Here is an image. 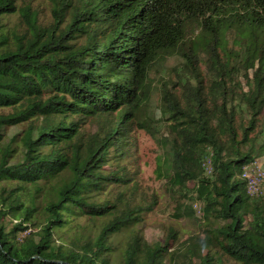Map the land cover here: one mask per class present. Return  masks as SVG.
<instances>
[{
  "label": "trees",
  "instance_id": "1",
  "mask_svg": "<svg viewBox=\"0 0 264 264\" xmlns=\"http://www.w3.org/2000/svg\"><path fill=\"white\" fill-rule=\"evenodd\" d=\"M49 1L44 21L0 0V264H264V190L241 176L264 156V0ZM137 127L200 234L146 239Z\"/></svg>",
  "mask_w": 264,
  "mask_h": 264
},
{
  "label": "rangeland",
  "instance_id": "2",
  "mask_svg": "<svg viewBox=\"0 0 264 264\" xmlns=\"http://www.w3.org/2000/svg\"><path fill=\"white\" fill-rule=\"evenodd\" d=\"M19 5L21 4H31L34 8L40 12V17L44 20H51L52 14L50 11V1L49 0H17ZM9 22L11 25L18 24L20 22L19 14L15 13L9 18ZM171 63H174V61ZM171 66L160 67L157 72H155V76L160 79H165L168 84L172 83L170 79L173 77L171 74ZM155 92L152 96V101L155 105L158 104L160 98V89L159 87H154ZM153 107V106H151ZM154 111V108H153ZM157 113V112H156ZM27 124H19L16 126L9 127L7 129L8 137H11L13 133L19 132ZM264 131V124L263 129ZM133 139L135 142V154H134V164L135 168L139 171V179L141 180L145 189L150 192H155L159 199V203L155 206V208L147 212L145 214L144 221L141 223L143 228V233L146 239L151 242H163L167 238V235L170 233V229L178 230V237L180 240H184L189 235H198L201 233L203 228L205 227V222H203L200 217L202 216V205L199 202H195L193 205H189L190 209L193 211V217L191 216H178L177 212L180 202L176 200L177 198H173L169 195L164 188V185L160 179L156 176V166H157V156L161 153V147L157 140L151 136L147 131L141 128H135L132 133ZM262 137V136H261ZM264 138H260L258 141L262 143ZM258 159L259 165L264 171V156L262 155ZM207 171H210V167H207ZM193 186V183H191ZM262 189L264 190V179L262 182ZM31 188L24 187V189L20 192L22 194V199L25 203H29L31 201L32 195L30 194ZM178 199H181L178 197ZM83 223L89 224L86 219H82ZM13 222H18L17 219L13 218ZM100 223H97L94 228H99ZM83 232L89 233L87 228L83 230ZM176 240H171L168 249L171 251L176 246ZM187 255L181 256L180 253L177 255V259L184 258L186 259ZM221 264H240L231 259H224Z\"/></svg>",
  "mask_w": 264,
  "mask_h": 264
},
{
  "label": "built area",
  "instance_id": "3",
  "mask_svg": "<svg viewBox=\"0 0 264 264\" xmlns=\"http://www.w3.org/2000/svg\"><path fill=\"white\" fill-rule=\"evenodd\" d=\"M242 178L246 180L248 192L250 194H259L263 192L262 182L264 179V171L259 165L258 160H252L244 166Z\"/></svg>",
  "mask_w": 264,
  "mask_h": 264
}]
</instances>
